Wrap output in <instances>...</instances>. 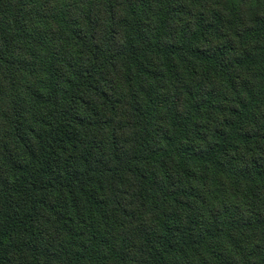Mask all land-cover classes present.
I'll list each match as a JSON object with an SVG mask.
<instances>
[{
	"label": "trees",
	"instance_id": "trees-1",
	"mask_svg": "<svg viewBox=\"0 0 264 264\" xmlns=\"http://www.w3.org/2000/svg\"><path fill=\"white\" fill-rule=\"evenodd\" d=\"M0 264H264V0H0Z\"/></svg>",
	"mask_w": 264,
	"mask_h": 264
}]
</instances>
